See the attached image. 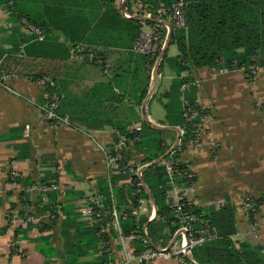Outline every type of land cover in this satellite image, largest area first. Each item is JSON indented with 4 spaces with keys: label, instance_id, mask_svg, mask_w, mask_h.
Wrapping results in <instances>:
<instances>
[{
    "label": "crops",
    "instance_id": "crops-1",
    "mask_svg": "<svg viewBox=\"0 0 264 264\" xmlns=\"http://www.w3.org/2000/svg\"><path fill=\"white\" fill-rule=\"evenodd\" d=\"M15 1L21 5L22 15L35 14L38 24L47 27L49 33L43 41L33 40L6 16V1L0 0V71L9 76L4 85L0 84V264H120L126 252L170 245L179 226L164 225L149 191L147 194L144 190L146 198L134 205L129 198V178L122 174L111 179L97 147L98 142H111L114 126H124L126 131L142 130L141 106L154 72L153 65L142 63L141 56L131 51L132 39L124 34L127 31H122L120 19L137 21L139 27L140 22L148 20L168 23V7H156L154 0ZM197 1L189 4L200 5V12L219 14L216 8L208 6L211 0ZM243 3L251 9L257 4L258 11L264 12V0ZM122 6L130 18L122 16ZM109 14L116 18L117 25L112 26ZM222 17L216 20L226 21ZM70 44L97 50L109 66L108 73L79 56L74 57ZM169 49H173L171 57L167 56ZM177 54L176 47L169 45L167 58ZM252 59L259 61L258 72L252 79L237 70L198 72L201 83L193 95L199 96L211 116L202 122L204 134L200 145L187 147L181 161L195 177L191 188L195 206L203 212L229 208L234 229L231 240L263 246L264 54L258 53ZM45 78L54 80L59 96L56 113L67 118L70 125L44 119L51 91ZM175 78V73L163 64L146 108L150 122L168 128L160 131L165 132L162 138L169 149V141L172 144L177 137L173 129L178 127L167 125V99L163 96ZM146 83V95L138 105ZM158 103L160 112L154 106ZM141 160L142 155L133 152L132 163L140 167ZM154 161L142 165V172L163 162L151 165ZM53 178L62 190L47 196L49 201L53 195L58 204L59 213L54 221L44 217L39 192V187ZM101 183L109 196L104 202L106 209L115 206L136 222L146 221L141 227L145 243L136 240L132 230L123 233L120 225L121 236L117 230H107V249H100L91 229L79 219L76 204L80 198L99 193ZM244 199L259 203L258 208L251 210V217L243 209ZM219 201L222 206L218 208ZM25 213L35 216L40 223L29 224L22 230L11 223ZM254 224L258 238L245 237ZM170 227H175V231L171 233ZM15 240L21 255L11 249ZM155 264L179 263L170 260Z\"/></svg>",
    "mask_w": 264,
    "mask_h": 264
},
{
    "label": "trees",
    "instance_id": "trees-1",
    "mask_svg": "<svg viewBox=\"0 0 264 264\" xmlns=\"http://www.w3.org/2000/svg\"><path fill=\"white\" fill-rule=\"evenodd\" d=\"M5 1V4L9 2L12 3L11 11L15 20L25 18L32 24L42 28L46 35L49 33V29L47 27H43L38 24L37 16L35 14L28 13L26 15H22V12L19 9L21 7L20 4H17L15 0ZM130 1L131 0H126L127 3ZM154 1L156 7L159 4H165L169 9L170 4L175 0ZM183 1L187 3L186 18L188 31L187 33H185L183 30L171 31L169 45H174L178 54L172 58H167L165 54L159 70H161L163 64H166L167 67L171 69L176 75V78L171 82L169 91L163 96V98L167 99L164 109L166 111L167 125L185 128V135L180 139L179 145H177L176 148L164 158L162 163L148 167L146 170L141 172V180L147 187L156 204L157 216L160 217V219H163L162 222L166 226H170L171 223L179 226V218L177 217L174 208L171 207L165 199L167 178L164 163L172 162L171 168L176 173L181 175V178L178 179L179 184H189L191 186L195 182V177H193L194 174L189 170V168L182 164L180 160L182 153L187 148V143L192 142L195 139L194 134L191 132L190 124L186 122L183 116L184 108L182 107V98L191 101L195 98H199V96L197 94L195 96L193 95V91L196 90L194 87H192L189 92L182 94L180 92L181 85L185 81L187 82L190 80V77L196 78V75L191 73L192 69H199L202 67L215 69L217 71L223 69L228 71L239 70L241 68L246 69L249 67H255L259 64L256 63L254 59H252V56H257L258 53L264 54V15L262 12L258 11L257 4H255V9H251L243 3V0H207L209 1L208 6H213L218 11H220L217 15L208 12L205 13L204 11L200 12V5L194 6L189 4V2L197 0ZM110 3L112 4V1ZM190 10H196V12L199 14V20L196 24L190 25ZM219 16L226 18V21H222V19L216 20ZM108 17L109 21L111 19L112 26L117 25V21L115 20L116 18L112 14H109ZM120 20L122 21V31H127L124 34L131 37L133 45L139 30L138 22L132 20L125 21L124 19ZM145 23L149 26L158 28L161 43L162 36L163 34L165 36L166 33L165 28H163L161 24L153 21L148 20L145 21ZM229 25H232L233 27H227ZM251 32L255 35L260 34L262 37L259 38L260 41L254 44L250 49L248 45L242 44V38L240 34H246L249 36ZM78 45L70 44L69 49L72 50ZM94 51H96L102 57V55L97 50ZM140 60L142 63L149 62L151 65L154 63L150 57L141 56ZM184 73L187 74L185 77H182V74ZM50 80L54 83V85H56L54 80ZM146 92L147 83L141 91L140 98L137 102L138 105L142 103ZM177 100L180 102L176 103ZM206 115H208L207 111ZM113 129L120 132V134L125 135L130 140H133L125 154L124 160V163H129L133 169L139 167L138 165L132 163L133 152L142 155V160L139 162L141 167L142 165L149 164L158 157L164 155L169 149V146L165 144L162 138L165 132L153 129L144 123H142L141 131H126L124 126H122V128L120 126H114ZM122 174H125L129 178L130 182L132 183L131 185L139 182L137 177L125 173L124 170H122V172L117 175ZM117 175H110V178H113ZM51 181L57 182V180L53 178L52 180L43 184L49 183ZM115 191L121 195L119 190ZM129 191V198L134 205L140 200V198H146V194L143 189L141 190L140 194H135L134 188L130 186ZM98 192L105 199H103V204L106 200H109L107 188L105 187L104 183L99 185ZM253 202L255 203V207L252 204L251 209L248 212L250 217L253 216V212L251 210L259 207V203L257 201L252 200V203ZM193 208L195 214H197L203 221L215 226L219 230L220 235L219 239L206 242L193 249L192 258L197 264H264L263 246L249 242L236 243L231 240V236L234 234V229L231 225L232 219L230 220V216H232V213L229 208L226 207L217 212L211 210L203 212L197 206H194ZM41 210L44 213L48 211L53 215V218L50 220L54 221L57 219L59 210L58 204L55 202L53 195L49 197L48 203L43 205ZM122 221L120 222V225H122L123 233L131 230H138L137 232L142 234L141 227L146 224L145 220L136 222L134 217H130V215H128V219L123 223ZM39 228L43 229V226H39ZM89 228L99 242L97 237L98 228ZM175 229V227L171 228V233L175 231ZM149 232L148 239H151V230H149ZM124 235L123 237H125ZM105 249H107V246Z\"/></svg>",
    "mask_w": 264,
    "mask_h": 264
},
{
    "label": "built area",
    "instance_id": "built-area-1",
    "mask_svg": "<svg viewBox=\"0 0 264 264\" xmlns=\"http://www.w3.org/2000/svg\"><path fill=\"white\" fill-rule=\"evenodd\" d=\"M161 5V4H160ZM12 3L5 4L6 16L17 23V25L27 34H29L35 41H43L45 33L42 28L32 24L25 18L15 20L12 15ZM187 3L183 0L173 1L168 9L167 22L171 25L172 30H186L187 29V18H186ZM120 13L125 18H130L125 9L121 10ZM162 40L160 43V36L157 27L149 26L145 21L140 22V27L137 33V37L132 45L131 51L134 54L154 58L162 48ZM24 46V43L22 44ZM71 54L79 56L82 60L87 63L95 64L102 68L104 74L108 73V65L106 61L94 50L84 46L78 45L71 50ZM241 72H247L249 75H256L258 69L255 67L241 68ZM228 72V70H220V73ZM9 79L7 74L0 71V84L4 85L6 80ZM48 81V82H46ZM44 82L50 87V93L47 99V109L45 111V120L62 123L64 125H70V122L65 117H60L56 113V108L59 102V96L56 91V86L50 79H45ZM199 81L196 78H191L187 82L185 81L181 87L180 92L185 94L190 91L192 87L198 88ZM182 107L184 108V118L191 126V132L194 134L195 139L192 142L187 143V147L192 145L198 146L201 143V137L204 134V128L202 122L208 119L206 115V108L201 104L199 98L194 100H187L182 98ZM180 139L185 135V128H178ZM110 138L113 140L109 144L97 143V147L102 153L105 161V165L110 175H117L125 171L131 176L137 177L139 182L130 186L134 188L135 194H140L143 188L141 180L140 167L133 169L129 163H124L125 154L133 140H130L125 135L120 134L117 130H111ZM166 172V192L165 199L167 203L174 208L177 217L179 218V227L177 230L176 238L166 247L159 248L157 250H145L141 252L130 253L126 252L125 260L120 264H155L158 261H170L174 260L179 264H184L187 260L188 263L193 264L190 258L191 251L196 247L220 238L219 230L210 225L208 222L203 221L200 217L195 214L194 206L195 202L192 196V185L179 184L178 179L181 175L176 173L172 168V162L164 163ZM193 176V175H192ZM194 177V176H193ZM13 180V178H12ZM40 192V206L48 203V195L51 193H61V187L58 182L51 181L46 184H42L39 187ZM103 196L99 193H93L91 195L80 198L77 201L78 214L81 222L85 223L88 227L98 228L97 237L99 239V246L101 250H104L108 246L106 239L107 230H117L121 236L120 222L128 217L126 212L118 210L117 207L112 206L107 210L103 204ZM252 200L244 199L243 209L247 213L251 209ZM222 202H217L216 207H221ZM44 217L52 219L53 215L50 212H45ZM16 224L22 230L29 224H39L40 220L35 216L25 213L21 218L11 221ZM138 231V230H137ZM134 231V238L136 240L145 243V231L142 230V234ZM143 235V236H142ZM245 237H257V225L251 226V229L245 234ZM18 242L14 241L12 250L15 253L18 252ZM264 252V245H263ZM21 255V253H19Z\"/></svg>",
    "mask_w": 264,
    "mask_h": 264
},
{
    "label": "water",
    "instance_id": "water-1",
    "mask_svg": "<svg viewBox=\"0 0 264 264\" xmlns=\"http://www.w3.org/2000/svg\"><path fill=\"white\" fill-rule=\"evenodd\" d=\"M123 5V4H122ZM124 9V6H122L121 10ZM153 22H156V23H159L163 26H165L167 28V35H166V41H165V44L159 54V57H158V60L156 62V65H155V68H154V72H153V75H152V79H151V83H150V88H149V91H148V94L141 106V119L143 121L144 124H146L147 126L153 128V129H156V130H161V129H168V128H162V127H159V126H156L154 125L152 122L149 121L148 117H147V114H146V108H147V105L152 97V91H153V87L155 85V82H156V78L158 76V71H159V67L165 57V54L167 52V49L169 47V42H170V35H171V31H172V28H171V25L169 23H164V22H161V21H158V20H153ZM175 131H177V139L176 141L174 142L173 146L164 154L162 155L160 158H158L157 160H155L151 165H155L159 162H161L162 160H164V158L166 156H168L177 146V143H178V130L176 129H173ZM140 172H142V168L140 169ZM143 184V188L144 190L146 191V193L148 194V190L146 188V186L144 185V183L142 182ZM176 238V237H175ZM174 238V239H175ZM173 239V240H174Z\"/></svg>",
    "mask_w": 264,
    "mask_h": 264
},
{
    "label": "rangeland",
    "instance_id": "rangeland-1",
    "mask_svg": "<svg viewBox=\"0 0 264 264\" xmlns=\"http://www.w3.org/2000/svg\"><path fill=\"white\" fill-rule=\"evenodd\" d=\"M263 13V15H264V12H262ZM199 20V14H198V12H196V10H190V25H192V24H196L197 23V21ZM187 30V29H186ZM166 31V33H165V36H164V34H163V36H162V42H163V45H162V48H163V46H164V44H165V41H166V35H167V29L165 30ZM184 31V30H183ZM188 31V30H187ZM187 31H184L185 33H187ZM240 36H241V38H242V40H241V42H242V44H245V45H248V47H250V49L252 48V46L254 45V44H256L257 42H259L260 41V39L259 38H261L262 36L259 34V35H255L254 33H250L249 34V36H247L246 34H240ZM171 47V46H170ZM162 48L160 49V52H161V50H162ZM170 51H169V53H168V55L167 56H169V57H171L172 55H173V49H169ZM160 52L156 55V57H154V58H152V60H153V67L155 68V65H156V62H157V60H158V57H159V54H160ZM74 57H77V56H74ZM259 61H256V63H258ZM99 67V66H98ZM109 67V66H108ZM255 68H257L258 69V65H256L255 66ZM101 69V68H100ZM153 69V68H152ZM206 69H208L207 67H202V68H195V69H192V71H191V73L194 75H196V79L199 81V84L201 83V76L200 75H198V72H200V70H206ZM102 70V69H101ZM215 70V69H214ZM190 71V70H189ZM237 71H240V69L239 70H237ZM241 72V71H240ZM258 72V71H257ZM187 73H190V72H187ZM187 73H184V77L186 76V74ZM242 73H244V75L246 76L247 75V77H248V79H252V78H254V77H256V75H254V76H252V75H249L247 72H242ZM46 79H50V78H46ZM156 80H157V78H156ZM46 82H48V81H46ZM155 90V89H154ZM152 93H153V91H152ZM159 98V97H158ZM155 102H157V98H155V101H154V103ZM59 103V102H58ZM153 103V104H154ZM159 105H154L156 108H157V112H160L161 111V105H160V103H158ZM46 109H47V107H46ZM151 111V110H150ZM61 117V116H60ZM179 135V134H178ZM176 139H177V137H176ZM113 140H111V142H112ZM172 141V140H171ZM171 141H169V144L171 145V147L173 146V144H174V142L176 141H173L172 142V144H171ZM192 146H195V145H192ZM170 147V148H171ZM181 160V159H180ZM181 163L182 164H184L187 168H189L184 162H182L181 161ZM190 170V169H189ZM192 252H193V250L191 251V254H190V258H191V260L192 261H194L193 260V258H192ZM186 262H187V260H186Z\"/></svg>",
    "mask_w": 264,
    "mask_h": 264
},
{
    "label": "flooded vegetation",
    "instance_id": "flooded-vegetation-1",
    "mask_svg": "<svg viewBox=\"0 0 264 264\" xmlns=\"http://www.w3.org/2000/svg\"><path fill=\"white\" fill-rule=\"evenodd\" d=\"M207 113H208V118L211 116L210 110L206 107Z\"/></svg>",
    "mask_w": 264,
    "mask_h": 264
}]
</instances>
